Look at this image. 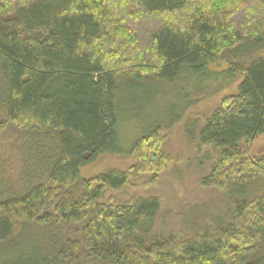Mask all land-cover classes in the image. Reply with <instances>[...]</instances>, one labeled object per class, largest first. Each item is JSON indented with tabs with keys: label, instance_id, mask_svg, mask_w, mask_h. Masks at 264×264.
Segmentation results:
<instances>
[{
	"label": "trees",
	"instance_id": "obj_1",
	"mask_svg": "<svg viewBox=\"0 0 264 264\" xmlns=\"http://www.w3.org/2000/svg\"><path fill=\"white\" fill-rule=\"evenodd\" d=\"M211 80L235 90L187 138L228 210L171 224L133 188ZM263 134L264 0H0V264H264ZM124 149L129 168L83 175Z\"/></svg>",
	"mask_w": 264,
	"mask_h": 264
},
{
	"label": "rangeland",
	"instance_id": "obj_2",
	"mask_svg": "<svg viewBox=\"0 0 264 264\" xmlns=\"http://www.w3.org/2000/svg\"><path fill=\"white\" fill-rule=\"evenodd\" d=\"M184 79L182 80V83L178 81V83L176 82L172 85H168L167 83L164 84L162 82L159 83V92L163 94V96L169 98L170 101H173V99H171L172 95L173 98L176 99L177 94L179 93L177 91L178 89H175L176 85L181 86L182 89L187 85ZM214 82V80H211L210 82L203 84L200 94L209 88H211L212 91L214 89H219L220 92H217V94L213 96L205 97L197 102L183 115V119L178 124L166 132L167 137L164 142V148L173 156V163H171L167 169L159 175L158 181L154 183L152 187L140 186L139 188H133L134 191L141 195L155 194L162 197L165 201L162 218L167 216V220L171 224H175L176 221L181 222L191 210H193V212H199L202 215L205 213L217 214L220 211L225 213L226 210H228V194L226 190H220L213 187L205 188L202 186V177H205V175L210 173L211 162L205 160L206 152L201 153L198 149L199 145L190 142L187 138V131H193V124H187L189 127L187 129L186 123H189L191 120H200L201 118L210 116L221 102H223L225 97L235 90V86L224 89V86H221V84H213ZM190 91H193V89L190 88ZM176 104L177 102L174 101V105ZM162 105L167 107L169 104L163 102ZM128 128H126L125 131H128ZM125 144L127 143L125 142L124 145ZM125 147H128V144L125 145ZM251 149L253 154H264V134L259 136L253 142ZM125 150L126 149H124V151ZM126 151L124 154L120 155H101L98 160L93 162V164L83 168V175L90 178L91 176L102 173L105 170L129 168L133 160L132 158H129Z\"/></svg>",
	"mask_w": 264,
	"mask_h": 264
}]
</instances>
